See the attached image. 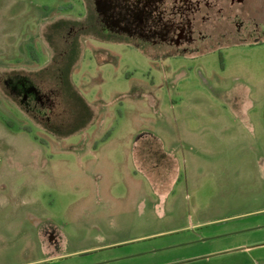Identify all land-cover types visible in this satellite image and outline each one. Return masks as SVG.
I'll use <instances>...</instances> for the list:
<instances>
[{
    "label": "rangeland",
    "instance_id": "obj_1",
    "mask_svg": "<svg viewBox=\"0 0 264 264\" xmlns=\"http://www.w3.org/2000/svg\"><path fill=\"white\" fill-rule=\"evenodd\" d=\"M95 7L0 0V264H264V0L202 55L109 41Z\"/></svg>",
    "mask_w": 264,
    "mask_h": 264
},
{
    "label": "flooded vegetation",
    "instance_id": "obj_2",
    "mask_svg": "<svg viewBox=\"0 0 264 264\" xmlns=\"http://www.w3.org/2000/svg\"><path fill=\"white\" fill-rule=\"evenodd\" d=\"M248 1L93 0V5L101 26L107 29L105 38L109 41L151 49L168 47L174 55H202L224 47L223 44L225 47L234 44L233 40H223L213 31L230 21L239 31L241 20L236 10L243 9ZM255 37L253 33L233 39L244 44L246 39Z\"/></svg>",
    "mask_w": 264,
    "mask_h": 264
},
{
    "label": "crops",
    "instance_id": "obj_3",
    "mask_svg": "<svg viewBox=\"0 0 264 264\" xmlns=\"http://www.w3.org/2000/svg\"><path fill=\"white\" fill-rule=\"evenodd\" d=\"M109 139L110 138H107L104 143H106ZM152 149L157 150L158 153H156V155H161L165 157L161 159L166 161V167L169 168L167 169V181L158 182L157 180H152V178H150L149 180L152 186H160L158 194L160 198L163 199L166 197L167 193H169L170 189H172V187L177 182V169L175 167V159L173 157L174 155L172 153V149L170 148L169 152H166L167 150L165 149V145L160 137H157L156 135L150 133H143L137 138H134V140L130 144L131 158L133 164L135 165L133 166V168L135 170L138 169L139 171L144 172L146 174L148 170L145 171V169L153 166V162L147 158L146 152L151 151ZM156 162L157 161H155V163Z\"/></svg>",
    "mask_w": 264,
    "mask_h": 264
}]
</instances>
